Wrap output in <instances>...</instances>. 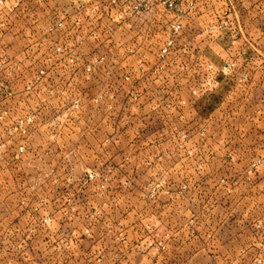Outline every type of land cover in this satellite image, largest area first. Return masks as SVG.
<instances>
[{
	"label": "rangeland",
	"instance_id": "rangeland-1",
	"mask_svg": "<svg viewBox=\"0 0 264 264\" xmlns=\"http://www.w3.org/2000/svg\"><path fill=\"white\" fill-rule=\"evenodd\" d=\"M170 1L3 12L0 264H264V0Z\"/></svg>",
	"mask_w": 264,
	"mask_h": 264
},
{
	"label": "built area",
	"instance_id": "built-area-1",
	"mask_svg": "<svg viewBox=\"0 0 264 264\" xmlns=\"http://www.w3.org/2000/svg\"><path fill=\"white\" fill-rule=\"evenodd\" d=\"M95 1H100V0H95ZM121 1L122 0H109V6L92 9V12L96 13L97 15L96 19L102 15L101 17L102 21L104 20V22H107L106 24L104 23V25H102L100 28L102 32L109 33V38L111 39L110 42L113 40V36H115V32L117 30L119 31L123 29L125 31H130V32L134 30L135 32H137L135 30V25L137 21H141V19L152 10L151 7L152 3L155 2V3L165 4L169 1L168 5L169 6L171 5L170 0H123L124 1L123 3ZM2 15L3 14L0 13V26L4 27L6 22L4 20L2 21L3 18ZM63 26H64L63 23L59 22L55 25V28L56 29L62 28ZM172 29L174 32H176L179 29H181V25L179 23H176L172 26ZM170 44L171 42L169 41L167 45ZM59 50L60 48H57V51ZM162 52H165V49H163ZM0 83H1V79H0ZM4 114H6V112H4Z\"/></svg>",
	"mask_w": 264,
	"mask_h": 264
},
{
	"label": "crops",
	"instance_id": "crops-1",
	"mask_svg": "<svg viewBox=\"0 0 264 264\" xmlns=\"http://www.w3.org/2000/svg\"><path fill=\"white\" fill-rule=\"evenodd\" d=\"M31 1L33 0H0V13L3 14L4 12V14H8L9 11L12 12L16 8H22L23 5H30ZM58 1L61 2L62 0H48L46 3L49 6V9H51ZM151 251L152 250H149V252H140V255L146 260V263H151L153 261L151 260L153 257L150 256Z\"/></svg>",
	"mask_w": 264,
	"mask_h": 264
}]
</instances>
